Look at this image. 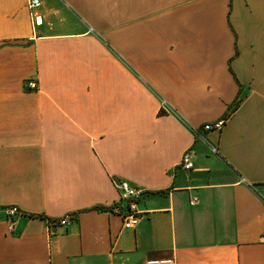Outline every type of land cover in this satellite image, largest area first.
Listing matches in <instances>:
<instances>
[{
	"label": "crops",
	"instance_id": "0c3cea01",
	"mask_svg": "<svg viewBox=\"0 0 264 264\" xmlns=\"http://www.w3.org/2000/svg\"><path fill=\"white\" fill-rule=\"evenodd\" d=\"M41 1L0 0V264H264V0Z\"/></svg>",
	"mask_w": 264,
	"mask_h": 264
},
{
	"label": "built area",
	"instance_id": "2783aa9c",
	"mask_svg": "<svg viewBox=\"0 0 264 264\" xmlns=\"http://www.w3.org/2000/svg\"><path fill=\"white\" fill-rule=\"evenodd\" d=\"M41 0H28V8L31 11L33 17L36 22H41V17L37 16L36 11L41 7ZM27 87L33 91L38 90L37 82L30 81L27 83ZM225 124V120L221 119L213 123L205 124L201 129H195V135L202 141H206L205 137L201 134V130L205 132L213 131V130H221ZM210 152L212 154H217V149L212 145H209ZM195 153L192 149H188L183 154L180 167L186 171H191L194 167L195 163ZM114 185L119 191L120 199L119 202L115 205V209L119 212V214L123 217V228L124 229H133L135 228L141 219V213L138 211V204L141 201L142 196L144 195V190L131 185L127 181H114ZM192 204H196L197 200L194 199ZM7 217L11 220L10 229H12V223L15 218L21 216L23 213L18 207H9L6 210ZM74 221V217L72 215H67L60 219H55L49 222V226H67ZM261 242L264 243V233L260 238ZM145 264H178L177 259L175 257L159 259V260H149Z\"/></svg>",
	"mask_w": 264,
	"mask_h": 264
}]
</instances>
